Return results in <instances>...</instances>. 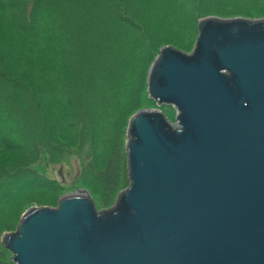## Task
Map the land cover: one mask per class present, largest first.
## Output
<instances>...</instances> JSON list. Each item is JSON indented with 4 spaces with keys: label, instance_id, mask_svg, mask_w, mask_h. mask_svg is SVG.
<instances>
[{
    "label": "water",
    "instance_id": "95a60500",
    "mask_svg": "<svg viewBox=\"0 0 264 264\" xmlns=\"http://www.w3.org/2000/svg\"><path fill=\"white\" fill-rule=\"evenodd\" d=\"M197 29L149 68L156 107L129 120L115 203L83 189L28 209L1 239L14 264H264V18Z\"/></svg>",
    "mask_w": 264,
    "mask_h": 264
},
{
    "label": "trees",
    "instance_id": "16d2710c",
    "mask_svg": "<svg viewBox=\"0 0 264 264\" xmlns=\"http://www.w3.org/2000/svg\"><path fill=\"white\" fill-rule=\"evenodd\" d=\"M151 1L0 0V235L28 206H52L63 194L34 168L41 156L60 157L61 143L72 147L83 136L91 143L93 132L139 110L159 48L188 51L205 17L264 18V0ZM172 9L183 16L175 26ZM95 174L108 206L128 186L120 149ZM6 254L0 246V264H13Z\"/></svg>",
    "mask_w": 264,
    "mask_h": 264
},
{
    "label": "rangeland",
    "instance_id": "374dc122",
    "mask_svg": "<svg viewBox=\"0 0 264 264\" xmlns=\"http://www.w3.org/2000/svg\"><path fill=\"white\" fill-rule=\"evenodd\" d=\"M147 1L152 2L151 0H147ZM162 3L163 2L155 6V9L158 12L162 11L163 7L165 6L167 2H165L164 4ZM167 7L169 8V5ZM226 8L227 9L229 8L239 9V6L236 8L232 4L230 5L227 4ZM169 12L171 15L169 14L170 16L168 19V24L175 26L176 23L180 21V18H182L183 16H180V17L176 16L174 9L170 10ZM109 20H107V22H110ZM181 23L184 24L183 20L181 21ZM111 25H112L111 22L110 24H107L108 27H110ZM197 34H198V29H197ZM195 40H193L192 45L188 51H182V52L190 53L194 48ZM161 48H159V50L153 54L154 56L151 58V61L148 64V69H147L145 79L141 83V86H140L141 95L139 98L141 99L140 101L141 107L139 108V110L156 107V103L148 97L146 83H147V75H148L149 68L153 60L155 59V57L159 54V51ZM139 110L133 111L131 113V116L127 119V121L125 119L123 120L119 119L118 120L119 122L117 124H114L112 126L113 127L112 129L105 131L106 132L105 134H101L100 131L93 132L94 134L93 136H91V138L93 137V142L91 143L90 141H87L89 139H87L86 136H83L85 134H82L83 141H80V142L78 141L75 144V146L71 147V146H68L66 143L65 144L61 143L62 149L60 152V157L58 156L54 157V154L53 155H43L38 160L34 168L37 169L40 173H42L44 176L57 180L62 185L64 192L61 196L66 195V194H71L76 191L84 189L91 195L94 201V204L98 210L106 209L112 206L115 203L117 196L119 195L121 191L124 190V188H122L121 190L117 192L115 197L112 198V200L109 202L108 206L106 205L104 206L103 203H101V200L103 198L102 189L99 185V182H98V179L95 173L100 171L105 166V164L108 161L109 156H111L112 153L116 149L117 150L120 149V154L122 155V160H123V168L125 169V171H127L126 156L124 152L125 142L127 139V127H128L130 118ZM161 110L165 114L167 119L171 121L172 123H174L175 115H176L174 108L171 106H162ZM89 128L93 129V126L89 125ZM52 157L55 158V160H52L53 159ZM121 172L123 175V169L121 170ZM58 201L52 206H47V205H42V206L55 208L58 205ZM42 206L36 205V204L28 206L27 208H25L22 215L28 209L32 207H42ZM16 227L17 225L15 226L13 230L6 231L0 235V246H2L6 250V253H7L6 258L8 260L11 259V262L13 264L14 262L12 261V253L2 245L1 239L4 234L15 231Z\"/></svg>",
    "mask_w": 264,
    "mask_h": 264
}]
</instances>
